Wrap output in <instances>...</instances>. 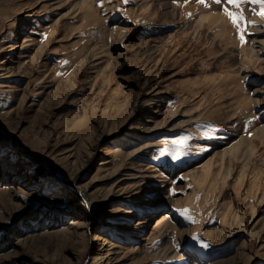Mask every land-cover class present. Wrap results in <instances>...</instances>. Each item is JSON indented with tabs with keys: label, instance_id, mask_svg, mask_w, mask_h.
<instances>
[{
	"label": "rangeland",
	"instance_id": "1",
	"mask_svg": "<svg viewBox=\"0 0 264 264\" xmlns=\"http://www.w3.org/2000/svg\"><path fill=\"white\" fill-rule=\"evenodd\" d=\"M102 3L0 0V264H264L261 6Z\"/></svg>",
	"mask_w": 264,
	"mask_h": 264
},
{
	"label": "snow or ice",
	"instance_id": "2",
	"mask_svg": "<svg viewBox=\"0 0 264 264\" xmlns=\"http://www.w3.org/2000/svg\"><path fill=\"white\" fill-rule=\"evenodd\" d=\"M128 0H124V3H127ZM198 3L201 4H205V6H208L206 3V0H197ZM214 2L216 4H221L222 0H214ZM227 4L235 6L236 8H240L241 4L245 2V0H226ZM252 3L254 4H259L261 6V10L258 13L262 18H264V0H251ZM103 6L102 0H101V7ZM223 11L230 17V19L232 20V23L234 25H236L238 28L240 27L241 21H245V18L242 14V12L240 13H236V12H232L230 11L227 7H225L223 9ZM255 11V10H253ZM246 21H245V25H246ZM241 40H244V35H243V29L241 30V36H240ZM190 139L189 136H183L180 137L179 139H175L170 141V143L174 146V147H179V148H186L187 147V141ZM171 155V153H170ZM176 211L185 219H187L188 221L195 223V219L194 217L190 214V210L187 208L184 209H176ZM192 239L197 240L200 245L202 247H208V244L205 243L198 235L193 236Z\"/></svg>",
	"mask_w": 264,
	"mask_h": 264
},
{
	"label": "bare ground",
	"instance_id": "3",
	"mask_svg": "<svg viewBox=\"0 0 264 264\" xmlns=\"http://www.w3.org/2000/svg\"><path fill=\"white\" fill-rule=\"evenodd\" d=\"M15 48H16V45H14V49L13 50H15ZM71 206H73V200H66L65 201V204H64V208L65 209H69V207H71ZM72 208V207H71ZM72 226H74V225H72ZM96 239V238H95ZM98 239V238H97Z\"/></svg>",
	"mask_w": 264,
	"mask_h": 264
},
{
	"label": "trees",
	"instance_id": "4",
	"mask_svg": "<svg viewBox=\"0 0 264 264\" xmlns=\"http://www.w3.org/2000/svg\"><path fill=\"white\" fill-rule=\"evenodd\" d=\"M41 171V170H40ZM41 173H44L43 171H41Z\"/></svg>",
	"mask_w": 264,
	"mask_h": 264
}]
</instances>
